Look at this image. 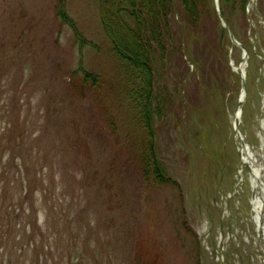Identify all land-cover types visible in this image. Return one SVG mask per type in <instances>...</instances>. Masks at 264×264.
I'll return each mask as SVG.
<instances>
[{"label": "rangeland", "instance_id": "obj_1", "mask_svg": "<svg viewBox=\"0 0 264 264\" xmlns=\"http://www.w3.org/2000/svg\"><path fill=\"white\" fill-rule=\"evenodd\" d=\"M60 4L0 0V264H264L233 128L241 65L239 131L264 165V0L247 3V23L238 8L223 18L245 61L227 32L215 45L214 10L206 46L187 43L145 96L96 2L65 0L64 20ZM152 91L162 114L147 127Z\"/></svg>", "mask_w": 264, "mask_h": 264}, {"label": "trees", "instance_id": "obj_2", "mask_svg": "<svg viewBox=\"0 0 264 264\" xmlns=\"http://www.w3.org/2000/svg\"><path fill=\"white\" fill-rule=\"evenodd\" d=\"M94 1L98 7L100 24L107 37L109 36L112 55L132 77L133 85L135 88L138 87L144 96L146 95L144 91L150 89L153 76L161 77L167 73L172 69L171 64L176 56H182L184 51L187 54L188 50L192 49L189 46L186 48L187 43L206 46L202 31L203 20L211 15L215 17L213 0ZM248 2L249 0H218L219 11L226 20L228 7L232 11L238 8L247 23L249 16L245 13V9ZM64 3L65 0H61L59 6V15L63 16V20L65 19ZM173 16H177L178 20L174 21ZM74 31L76 32V29ZM220 36L221 31L217 35L215 44L219 49L223 47ZM243 46L248 49L246 45ZM88 82L95 83L89 74L84 75L81 86H87ZM152 94L153 91L149 100L153 97L155 106L152 107L150 102L149 104L147 102L144 116L147 127L151 124V117L155 112L159 116L162 114L159 105L161 101ZM151 157L144 156L145 168L147 162V167L151 166L153 175L162 179V166L156 156ZM146 160H151V163ZM147 170L146 168L145 171ZM73 252L66 254L67 261L81 257L76 250Z\"/></svg>", "mask_w": 264, "mask_h": 264}, {"label": "bare ground", "instance_id": "obj_3", "mask_svg": "<svg viewBox=\"0 0 264 264\" xmlns=\"http://www.w3.org/2000/svg\"><path fill=\"white\" fill-rule=\"evenodd\" d=\"M234 68V67H233ZM245 98V97H243ZM240 116H239V110H237L234 113V118H233V123L236 120L237 122L240 121ZM264 142V139H262V143ZM251 148L248 147L247 145H242V147L240 148V157H241V163H245V164H249L250 168H251V186L253 187H257L260 188L264 193V184L261 180L262 174L264 173V169L263 166H259V167H254V164L256 162V157L253 155V153L250 150ZM260 150H262V147H260ZM253 166V167H251ZM253 206V210L256 212V215L254 217V219H261V222H257L256 226L257 228H261L262 225L264 226L263 223V218H264V214H260L261 208H263L264 210V194L258 198L255 197L252 203Z\"/></svg>", "mask_w": 264, "mask_h": 264}, {"label": "water", "instance_id": "obj_4", "mask_svg": "<svg viewBox=\"0 0 264 264\" xmlns=\"http://www.w3.org/2000/svg\"><path fill=\"white\" fill-rule=\"evenodd\" d=\"M214 7H215V11H216V13H217L218 18H219V20H220L221 23H222V26H223L224 30L227 31V33H228V35H229V37H230V40L232 41L233 44H236L237 46H239V47L241 48V50H242V52H243V57H242V59L244 60L245 57L247 56V51H246V50H245L240 44H238V43L235 41V39L233 38V35L231 34V32L229 31L228 27L226 26V24H225L223 18H222L221 15L219 14L218 5H217V0H214ZM236 71L241 75V72H242V71L240 70L239 67L236 68ZM241 84H242L243 89H244V88H245V85H244V82H243V78H242V76H241ZM244 94H245V92H244V90H243V93H242V95L240 96V99H239V102H238V105H239V106H241L242 103H243V99H242V98L244 97ZM234 128H235V131H236L237 128H238V122H237L236 120H235V122H234Z\"/></svg>", "mask_w": 264, "mask_h": 264}]
</instances>
